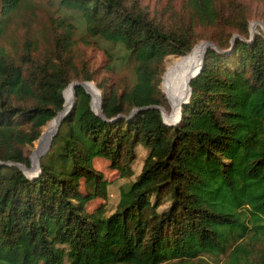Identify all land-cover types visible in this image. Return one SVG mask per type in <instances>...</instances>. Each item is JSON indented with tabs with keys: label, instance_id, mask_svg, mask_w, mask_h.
Masks as SVG:
<instances>
[{
	"label": "trees",
	"instance_id": "obj_1",
	"mask_svg": "<svg viewBox=\"0 0 264 264\" xmlns=\"http://www.w3.org/2000/svg\"><path fill=\"white\" fill-rule=\"evenodd\" d=\"M22 1L0 0V264L188 263L205 255L264 264V34L249 37L246 8L182 0L179 11L150 15L137 1L58 0L82 22L80 36L78 23L56 17L50 47L26 38L17 51L2 39L7 14ZM197 25L217 28L209 38L219 48H207L169 124L157 107L142 106L168 108L159 87L164 59L191 49ZM86 37L102 44L112 73L129 63L132 82H97L102 114L76 85L39 171L28 175L16 162L31 166L25 147L62 109L63 89L74 76L94 78L75 61L74 45ZM138 145L147 149L142 166L113 209L87 207L108 194L93 158L130 176Z\"/></svg>",
	"mask_w": 264,
	"mask_h": 264
},
{
	"label": "rangeland",
	"instance_id": "obj_2",
	"mask_svg": "<svg viewBox=\"0 0 264 264\" xmlns=\"http://www.w3.org/2000/svg\"><path fill=\"white\" fill-rule=\"evenodd\" d=\"M127 5L131 6L135 1L139 3V5L148 9L150 15L159 12V9L163 7H171L172 10L179 11L182 0H125ZM225 4H227L230 0H222ZM239 1L247 10L248 14V29H249V37L253 36L255 32H261L264 34V0H235ZM228 10L226 9V12ZM7 16H9V26L5 32V36L2 41L5 45H7L10 49H21L22 44L26 38H34L39 40L38 49L45 51L47 47H50V44L53 39V30L51 25V20L56 17H66L69 20H74L75 23H78L77 26V34L75 35L77 38L83 32L82 22L76 19V14L71 11L65 9L61 4H59L58 0H26L22 1L15 10L10 11ZM159 16V15H158ZM77 21V22H76ZM217 32V28L215 26H204L197 25L196 26V36L197 40L193 44H197L200 41H203L194 47H191V51L187 52L183 55H175L169 54L164 59V70L161 75V80L159 87L164 93L167 102L168 108H165V116L164 118L167 121H170L169 117L171 114H174L175 117H178V109H174V96L179 93V91L184 87L182 83L183 75L194 67V61H184V58L192 53L195 48H198L204 44L206 41H212L209 37ZM238 35L237 32L234 31L233 35ZM253 34V35H252ZM243 37V36H242ZM90 39L88 43L83 42L82 40H78V42L74 45L75 52V61L78 65H80L81 61H85L87 66L92 71L94 76L91 80H81L79 76H74L70 81L69 85L65 87L64 90V105L69 100V106L71 105L73 99H75V95L73 96V88L71 86L73 81H91L87 82V85L92 88L95 96L91 95V106L93 109L99 110V101L101 100V89L97 86V82H108L114 83L118 89L123 88L126 85H129L132 82V76L130 71V64H122L119 68L116 69V74L112 73L109 68L106 67V55L103 50V46L101 43L97 42L98 40L92 39L91 37H86ZM213 42V41H212ZM215 43V42H214ZM203 52V51H202ZM202 56V54H201ZM201 56L197 57L196 60L201 61ZM199 58V59H198ZM197 65L195 72L199 67ZM183 85V86H182ZM70 88H72L70 90ZM88 90V89H87ZM97 94V96H96ZM76 100V99H75ZM183 100V99H182ZM181 100V101H182ZM74 105V104H73ZM72 105V106H73ZM71 106V107H72ZM171 115L170 117H172ZM53 118L49 119L44 125L41 127L40 135L33 141L32 144H28L25 147L26 154L29 155L31 160V167L34 166L32 171L25 172L28 175H33L32 172L36 171L39 166H36V158L37 155L45 148L41 149L42 138L45 133V129L50 127L53 121ZM48 144V143H47ZM47 146V145H46ZM147 153V149L142 145H138L136 147V158L132 163L133 174L130 176H120L119 171L113 167L109 166V161L101 156H95L92 160L93 166L100 170L104 176L109 180L107 185V197L100 198L95 197L87 202V207L92 208L97 206L99 203L104 202L106 204L107 212H109L115 206L118 197L120 187L127 184L129 181L134 179L135 175L139 172L143 159ZM40 158V157H39ZM23 164V163H22ZM29 167V166H28ZM169 204V200L162 203L158 209L165 208ZM205 261H210L213 264H218L219 259L216 255H205ZM201 257L189 260L188 263L172 260L165 264H204V260H200Z\"/></svg>",
	"mask_w": 264,
	"mask_h": 264
},
{
	"label": "bare ground",
	"instance_id": "obj_3",
	"mask_svg": "<svg viewBox=\"0 0 264 264\" xmlns=\"http://www.w3.org/2000/svg\"><path fill=\"white\" fill-rule=\"evenodd\" d=\"M205 46H206V44H204V45H202V46H200V47H198V48H195L193 51H192V53L190 54V55H188V56H186L185 58H184V61H190V62H192V61H194V67L193 68H191L190 70H188L184 75H183V79H182V83L184 84V87L179 91V93L177 94H175V96H174V109H175V111H176V109H178V106L181 104V102L183 101V100H185L187 97H188V94H189V83H188V79H189V77L192 75V73H193V71L196 69V67H197V65L199 64V61H197L196 60V58L197 57H200L201 56V54H203V50H204V48H205ZM201 58H202V56H201ZM199 59V58H198ZM201 62V61H200ZM200 65V64H199ZM84 83V85H85V87H86V85H87V82H83ZM71 86H72V88H73V84H71ZM183 86V85H182ZM72 88H70V90L72 89ZM86 89H88V91L92 94V95H94L95 96V93H93V90H92V88L91 87H87ZM73 96H74V93H73ZM96 96H97V94H96ZM183 99V100H182ZM182 100V101H181ZM68 102L66 103V106H63V108H62V110L55 116V117H53V119L51 120V121H53L52 122V124L50 125V127H47L46 129H45V133H44V136H43V138H42V143H41V149L42 148H44V147H46V145H47V143H48V140H49V138H50V136H51V134L53 133V131L55 130V127H56V125H57V122H58V120H59V118L70 108V106H69V100H67ZM65 104V103H64ZM72 104V103H71ZM180 107V106H179ZM165 111V110H164ZM171 115H173L172 117H170ZM170 116H168L170 119V121H175L178 117H175L174 115H175V112H174V114H171ZM164 116H165V114H164ZM178 116H179V110H178Z\"/></svg>",
	"mask_w": 264,
	"mask_h": 264
},
{
	"label": "water",
	"instance_id": "obj_4",
	"mask_svg": "<svg viewBox=\"0 0 264 264\" xmlns=\"http://www.w3.org/2000/svg\"><path fill=\"white\" fill-rule=\"evenodd\" d=\"M253 35V34H252ZM236 36V34L235 35H233V38L232 39H234V37ZM208 47H214V48H216V49H218L219 47L214 43V42H212V41H206V46H205V48H204V50H203V54H202V58H201V62H200V65H199V67L197 68V70L195 71V72H193L192 73V75L189 77V79H188V83H189V81H190V78L191 77H193L194 75H196L197 73H198V71L200 70V68H201V66H202V63H203V59H204V55H205V52H206V50H207V48ZM83 82H85V81H73L72 82V84H73V93H74V95H75V86L76 85H78V84H80V85H82L84 88H85V85H84V83ZM65 89V88H64ZM64 89H63V95H64ZM85 90L88 92V93H90L86 88H85ZM190 93H191V87H190V85H189V94H188V97L185 99V100H183L182 102H181V104H180V108H179V116H178V118L175 120V121H167L165 118H164V110H165V108L163 107V106H161V105H155V104H153V105H145V106H142V107H150V106H152V107H157L159 110H160V112H161V114H162V117H163V119H164V121L165 122H167V123H169V124H173V123H176L178 120H179V118H180V116H181V107H182V104H183V102H185V101H187L188 100V98H189V96H190ZM76 99V98H75ZM75 99H73V101H72V104H71V106L75 103ZM63 106H64V102H63ZM63 106H62V108H63ZM71 106H70V108H71ZM102 107V105H101V100L99 101V110H95V109H93L96 113H98V114H102L101 113V108ZM70 108L59 118V120H58V122H57V125H56V127H55V130L53 131V133L51 134V136H50V138H49V140H48V144H47V146L37 155V158H36V166H35V168L37 167V166H39V157H40V155H42L44 152H46V150L48 149V147L50 146V143H51V140H52V137H53V135L55 134V132L57 131V129H58V126H59V124H60V120H61V118L70 110ZM137 109V107H135L134 109H133V111H135ZM62 109H60L59 111H57V114L61 111ZM56 114V115H57ZM55 115V116H56ZM3 162L2 161H0V165L2 164ZM16 164L19 166V168H21L24 172H25V170H27L28 172L29 171H32L33 169H34V166H26V165H24V164H22V163H19V162H16ZM39 171V167L37 168V170L36 171H34V172H32L33 173V175L35 174V173H37Z\"/></svg>",
	"mask_w": 264,
	"mask_h": 264
}]
</instances>
